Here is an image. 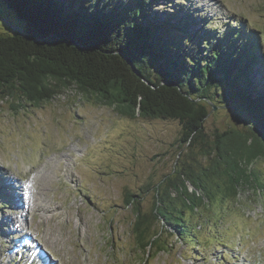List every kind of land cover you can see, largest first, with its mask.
<instances>
[{
	"label": "rangeland",
	"instance_id": "374dc122",
	"mask_svg": "<svg viewBox=\"0 0 264 264\" xmlns=\"http://www.w3.org/2000/svg\"><path fill=\"white\" fill-rule=\"evenodd\" d=\"M155 5L150 10L155 17L175 7L178 14L193 11L190 30L208 35L212 44L241 31L259 49L256 57L264 59V0H158ZM19 24L0 0V34ZM262 67L253 66L260 80ZM222 93V88L209 90L217 105ZM250 102L237 99L232 107L255 128L252 122L262 114ZM18 104L0 100V264H264V157L249 167L254 184L242 186L238 198L227 194L222 182L203 193L206 205L194 220L204 225L195 242H177L165 233L156 246L170 252L147 255L136 246L127 195H140L141 211L150 213L156 195L154 188L147 191L148 184L174 179L173 170L181 165L195 173L216 166L217 152L181 148L179 121L129 117L87 98L75 84L41 104L24 102L20 109ZM236 122L230 111L211 112L207 142L215 130L234 128ZM31 184L33 195L25 191ZM162 225L159 221L156 230Z\"/></svg>",
	"mask_w": 264,
	"mask_h": 264
},
{
	"label": "trees",
	"instance_id": "16d2710c",
	"mask_svg": "<svg viewBox=\"0 0 264 264\" xmlns=\"http://www.w3.org/2000/svg\"><path fill=\"white\" fill-rule=\"evenodd\" d=\"M4 1L23 22L25 35H0V100H15L20 109L24 102L52 100L75 84L87 98L129 117L179 121L181 148L217 152L216 166L199 173L174 166V179L148 184L147 191L154 188L156 195L150 213L141 211L140 195H127L140 252H170L156 246L165 233L177 242H195L204 225L194 220L206 205L204 192L222 182L236 199L242 186L254 184L249 167L264 157V143L253 134L228 131L209 147L202 128L207 106L184 95L211 100L209 90L222 88V99L254 102L264 131V78L253 69L259 65L263 71L264 59L256 57L259 49L241 31L212 44L208 35L190 30L193 11L178 14L168 6L159 10L162 16H153L158 0Z\"/></svg>",
	"mask_w": 264,
	"mask_h": 264
},
{
	"label": "water",
	"instance_id": "95a60500",
	"mask_svg": "<svg viewBox=\"0 0 264 264\" xmlns=\"http://www.w3.org/2000/svg\"><path fill=\"white\" fill-rule=\"evenodd\" d=\"M9 10H11V9H9ZM19 21L21 22V24H19L17 26H12L13 30L8 34H3V35H16V34L25 35V30H24L25 26L21 20H19ZM0 35H2V34H0ZM184 95L187 98H189L191 102L203 103L207 106V115H206V117L203 121V125H202V128L204 129V134L206 135V140H207V133H206L205 123L207 122V119L210 116L211 112H214L217 109L221 108V109H225L227 111L232 112L233 115L236 117L237 122H236L234 128L229 127L227 130H224V131L215 130V132L212 136L213 141H211L210 145H213L214 143H216L218 136H223V135L227 134L228 131H234V132L239 133V134L244 135V136H248V134H253L258 140H260L262 143H264V131L262 130V127L260 126V124H258L256 122H252L255 126V128H252L250 125H248L245 122L244 119H242L241 114L236 109H234L232 107V105H234V103L236 101V98L228 97L231 99L228 101L226 99H222L223 101H217V103H218V105H217L214 102L216 99L214 97L212 98L211 95H209V93H208V95L211 98V100L208 98H191V96L188 93H185ZM249 118H252V115H250ZM244 138L248 141V144H250L253 141L252 138H248V137H244Z\"/></svg>",
	"mask_w": 264,
	"mask_h": 264
},
{
	"label": "bare ground",
	"instance_id": "6f19581e",
	"mask_svg": "<svg viewBox=\"0 0 264 264\" xmlns=\"http://www.w3.org/2000/svg\"><path fill=\"white\" fill-rule=\"evenodd\" d=\"M34 174V173H33ZM31 175V174H30ZM28 190H30L29 192H31L32 193V195L33 194H35V192L37 191L36 190V188H35V186L33 185V184H31V185H28V186H25V191H28ZM33 199H30L29 200V202H30V204H32L33 205V201H32ZM40 205H38L37 207H39ZM45 207V206H44ZM41 210H42V208H41Z\"/></svg>",
	"mask_w": 264,
	"mask_h": 264
}]
</instances>
